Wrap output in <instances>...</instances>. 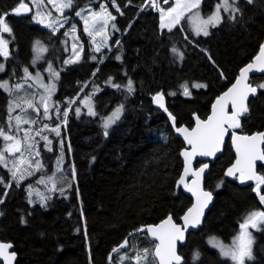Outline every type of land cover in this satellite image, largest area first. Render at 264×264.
I'll return each instance as SVG.
<instances>
[{
	"label": "trees",
	"instance_id": "obj_1",
	"mask_svg": "<svg viewBox=\"0 0 264 264\" xmlns=\"http://www.w3.org/2000/svg\"><path fill=\"white\" fill-rule=\"evenodd\" d=\"M92 1L95 0H74L73 6L79 8ZM102 1L115 17L116 30L111 32L110 45L121 36L119 44L108 53L106 49L95 52L81 21L74 19L67 26L76 25L82 50L79 60L67 65L64 61L69 56L70 45L63 35L64 28L53 34L35 23L30 15L7 17L12 33L3 34L8 41L9 55L0 58V64L4 65L0 81L22 80L24 69L31 67L33 45L39 40L54 51L46 54L36 69L47 74L51 65L62 73L55 92V103H60L61 109L78 94L73 109L90 94L95 112L102 109L104 117L108 107L111 111L118 105L124 106L120 119L108 128L107 135L105 130H95L103 127L101 116L92 126H83L74 110L69 111L65 126L60 124L59 136L43 130L42 135L47 136L51 144L46 148L43 147L45 141L35 139L44 168L26 176L19 186L12 180L11 172L0 165V179L4 181L0 183V200L3 201L0 203V241L12 243L17 254L15 264H109L110 253L112 264H118L122 256L125 257L123 263L130 264L128 256L133 255L137 247L152 244L145 231L136 230L146 229L169 215L178 221L191 203L188 196L175 188L182 169L183 143L172 132L169 113L177 124L189 125V122L178 119L170 107L168 114L155 108L152 98L160 92L169 102L182 96L185 82L180 74L182 62L193 52L190 41L196 38L185 26L160 30L158 14L148 4L143 6L146 0ZM19 2L0 0V12H10ZM210 2L205 0L203 7L207 8ZM237 4L241 11L236 14V20H232L230 30L243 37L244 45L236 52L238 60L242 61L247 58L248 50L257 49L264 37V0L252 3L239 0ZM48 5H45L47 10ZM71 13V10L64 11L65 16L70 17ZM173 47L183 56L173 53ZM109 77L119 85H126L131 79L134 90L129 93L126 88L112 87L107 83ZM191 82L188 80L187 84ZM250 83L257 86L259 92L249 100L248 111L240 117L238 131L242 133L264 128V89L258 87L264 84V76H253ZM8 100L9 96L0 88V125H5ZM192 112L202 118L207 114L191 110L188 115ZM61 119L62 114L49 128L55 127ZM61 154L65 158L58 170L57 160ZM232 160L227 140L222 155L210 165L205 177V187L214 194V202L202 226L190 232L184 246L178 248L182 264H232L209 245L208 239L216 237L228 242L249 213L264 210V204L254 191L256 185L241 186L237 177H226L225 170ZM258 171L264 176V165L259 166ZM53 174L56 188H63L64 192L52 191L50 198L42 201L41 194L50 191L52 184L38 181ZM9 182L11 187L7 186ZM29 185L39 192L31 193ZM261 188L264 192V186ZM260 229L254 240L253 259L246 260L245 264H264V225ZM129 233L134 235L129 236ZM126 238L128 246L112 253ZM196 252L200 254L199 259L193 260Z\"/></svg>",
	"mask_w": 264,
	"mask_h": 264
},
{
	"label": "snow or ice",
	"instance_id": "obj_2",
	"mask_svg": "<svg viewBox=\"0 0 264 264\" xmlns=\"http://www.w3.org/2000/svg\"><path fill=\"white\" fill-rule=\"evenodd\" d=\"M164 3H168L169 0H163ZM248 3H252L253 0H247ZM49 4L55 5V0H48ZM114 3V0H113ZM238 0H222L221 3L216 5L215 11L212 15H210L207 20H202L200 23H196L193 20L192 16L189 15L188 19L193 23L194 31L197 35L203 34L208 35L207 27L211 25L215 27L217 24L221 22L223 19L220 15V10L223 8L224 12H231L230 19L236 20V13H240V8L237 7ZM200 4V0H194V2H181V0H177L175 7H170L167 12L163 9L161 11V20L163 21L165 17L169 18V23H162L161 27H166L169 31L172 28L176 27V25L180 24L181 19L184 18L186 12H190L192 9H198ZM74 5V0H64L61 4L56 6V11L59 13V16L49 19L46 27L51 29L52 33H56L63 28L66 23L69 22V18L64 15V10L72 8ZM152 6L157 7L156 0H152ZM100 11L90 10L88 12V16L84 15V9L78 10L75 12L77 17H80L83 21V32L87 33L89 36H93L92 29L99 26L104 28L107 26L109 20H114L115 17L111 15L107 10L106 4H100ZM30 11L28 4L24 3L23 0H20L17 7L13 8L10 12H0V55L7 57L9 55L8 52V41L4 39L3 34H11L12 28L9 26L7 22V17L9 15H20L22 13ZM51 17V12L47 14ZM36 17H40V12H36ZM90 17V19H89ZM35 18V17H34ZM39 23L44 24L45 20L43 17L39 19ZM112 27H115L113 24ZM72 34L76 39L78 36L77 27L75 24L71 25L70 32H65L64 35ZM101 32H96L95 35H101ZM93 40L95 37L93 36ZM119 44V41H117ZM35 45L40 46V51H46L41 45L39 40L35 41ZM74 55L72 58L65 60L64 64L76 63L80 58V51L77 50V45L74 43L72 45ZM82 50V46L80 48ZM96 52H100V47L97 46L95 48ZM173 53H177L180 57L183 56V53L180 52L177 48L173 47ZM120 59L119 56L116 57ZM93 59H96L93 56ZM211 59V57H209ZM254 69H258L260 71H264V43H262L259 47V53L254 57L253 62L247 64L244 68L241 69L240 77L237 79L236 84L232 86L223 96L217 99L216 104L213 105V114L209 116L208 122L203 125L201 129L199 126L197 129H194L191 133L188 132L186 128H176L177 132H183L185 135V139L187 143L192 146V152L184 151L183 155L185 160L188 161L192 156L197 154L199 151L200 155L203 156H212L216 151L219 150L218 144L220 143L221 137L223 136L226 129L223 128V124L225 120H227L231 127H239L238 117L248 111V108L245 104V100L247 99V95L249 92L255 93L257 88L251 87L248 84H245L244 87H241L243 81L247 79V74ZM4 70V65L0 64V71ZM49 72L50 78L53 80V83L49 85H44L42 81V76L39 72H37L36 77H32V74L29 72L28 68L24 69L25 76L21 79L24 83H27L29 79L37 80L44 89V93L40 96L39 104L33 103L32 101H27V109H33L37 115L40 114V109L43 108L42 116L46 120H51L53 118V114L60 119L62 114L61 123L66 122L69 111H75L76 115H79L81 112L80 107H75L73 109V105L76 104V98H72L68 100L67 106L61 109L57 104L49 103L51 101L52 94L56 90L55 80L59 78V73L56 72L51 65L47 69ZM95 75V73H93ZM24 83H16L14 85H10L9 81H0V88H3L5 91L10 94L13 90H18L24 87ZM112 87L117 89L126 88L127 92L131 93L133 88V81L129 79L126 85H119L113 83L112 77L108 78L107 81ZM194 87H204L205 85H193ZM259 88L264 89V84L258 85ZM184 94L189 95V89L187 85L183 86ZM98 89H94L96 91ZM83 91V89H81ZM94 94V93H93ZM174 94V93H173ZM79 95V94H78ZM164 98V93H157L154 97V100L160 107L164 108L163 103L161 101ZM230 100L233 112L229 116L224 113V104ZM81 104L85 105L88 109V114L95 116L97 113L94 110V106L92 104L91 94L85 96L84 99L80 101ZM217 105L220 106L219 112L216 111ZM123 105H118L115 110L107 117L102 118V126L104 128V134H108V128L116 123L117 120L120 119L121 114L123 112ZM16 109H21L22 112L27 114V110L22 107L20 103L15 101H10L8 105V118L5 122V125H0V137H2L4 143V147L0 149V165H3L5 168H9V158L11 159V168L9 171L11 172L12 180L15 181L16 185L19 186L20 182L26 179V176H32L36 172H40L43 170L44 165L41 163L40 151L37 149L38 141L35 137H39L40 140L45 141V147L47 148L51 141L47 136L42 135V131L47 129L56 133L57 136L60 135V124H56L55 127L49 128L47 123L43 124L41 129H37L35 131V137L31 135L32 129H23L22 124H36V120H23L21 115L17 114L13 116V113ZM50 109H53V114H50ZM165 111L167 109L165 108ZM169 117L173 122V126H175L176 118L169 113ZM13 120L15 123L13 124ZM7 129V130H6ZM13 129H15V133L23 132L22 138H17L16 134H13ZM257 137L261 140H264V133H258L257 136L253 137H236V140H244L247 143L244 147V158L243 163L240 160L237 161V164L232 168L227 170L228 176H233L238 171L241 181L245 180H255L256 187L254 191L258 195L259 201L261 204H264V192H262L261 186H264V176H257L253 170V163L257 159L264 161V152H260L257 149ZM61 148H63V141H61ZM50 151L51 148H48ZM28 152V158L24 159L23 153ZM237 151H240L239 145L237 146ZM21 154L20 157H16L15 154ZM94 159V158H93ZM63 160V156L59 157L57 160V168L59 169V165ZM207 168L205 164L201 167L197 172L193 173L197 179L193 182V187H189L185 184V176L188 174L189 169L186 166L184 169V176L180 177L178 183L185 184V187H188V190L192 192L197 199V203L194 204L191 208L187 210L185 215L183 216V220L185 224L193 223L198 224L200 222L199 217L203 215V209L207 207L208 202L212 199V193L206 192L202 188H200L199 177L200 174L204 172V169ZM75 176V169L73 167V177ZM55 174L52 177H41L38 183L52 184V188L50 191H60L63 194L64 189L56 188V184L54 182ZM0 183H4L2 179H0ZM8 187H11V182L8 183ZM31 189V185H29ZM50 197H42V201L48 199ZM3 201L0 200V203ZM23 222V221H22ZM262 225H264V210L253 211L249 213L245 218L244 222L239 225L240 233L237 237L234 238L231 246H225L216 238H210L209 242L213 243L217 248H219L221 255L224 257H230L235 264H245V260L253 259L251 245L253 243L251 229H259ZM167 226V227H166ZM147 233H150L152 237H156L159 239L160 243L155 245V249L153 252H150L148 249L143 250V256L139 253H136L133 260L130 261V264H182V257L177 254L175 241L183 240V230L176 226L173 223L172 216L169 215L165 220L161 222L159 225H149L146 226ZM145 228L142 227L137 229L136 232H144ZM134 235V233H129V236ZM128 239L126 238L124 242L119 246V248H113L112 253H117L121 249H124L128 246ZM12 245L10 243H0V256L4 258L5 261L14 260L16 253L12 251L10 254L7 252V249L11 248ZM199 252L194 253L193 260L199 259ZM109 264H112V254H109L108 257ZM121 264H123L125 257H121Z\"/></svg>",
	"mask_w": 264,
	"mask_h": 264
},
{
	"label": "rangeland",
	"instance_id": "obj_3",
	"mask_svg": "<svg viewBox=\"0 0 264 264\" xmlns=\"http://www.w3.org/2000/svg\"><path fill=\"white\" fill-rule=\"evenodd\" d=\"M205 0H200V4L198 9H192L190 12H186L184 18L181 19L180 24L176 25V27H186V29L190 32V34L195 37L196 39L194 42L190 43L193 47V52L189 55H186L183 60L182 68L180 71L181 76L185 80L184 85L188 86L189 89V95L184 94V88H183V93L182 96H179L180 98H177L171 102H169V107L171 110L174 111L178 119L182 121H190L188 112L191 110L198 111L200 114L205 115L208 112V106L211 101V98L218 93L219 91L225 89L232 81L233 77L236 74L237 68L244 62L246 61L251 55L255 52L256 47H251L248 50V56L245 60H238L236 56V52L244 45L243 37L241 34H233L230 30V26L232 24V19H230L231 12H224L223 8L220 10V15L223 18L219 24H217L215 27H212L211 25H208L207 31L208 35H203L202 33L197 35L196 32L194 31L193 23L188 19V16L191 15L193 20L196 21V23H200L202 20H207V18L213 14L215 11L216 5L218 3H221L222 0H211V2L208 4L207 8L203 7ZM239 1V0H238ZM24 3L28 4V7L30 11L26 13H22L20 15H30L34 22L41 25L42 27L45 28V30L52 32L51 29L46 27V24L49 19L55 18L59 16V13L56 11V6L64 2V0H55V5L49 4L48 0H24ZM177 0H169L168 4L165 5L163 2V5L160 4L161 0H156L157 7H153L151 5V2L148 3L151 9H156L157 14H158V24H159V29H166V27H161L162 23L167 24L169 23V18L165 17V19L162 21L161 20V11L160 9H163L165 12L170 7H175L176 6ZM181 2H194V0H181ZM106 4L102 0H95L90 3V5L82 6L79 8H72L65 9L64 11L71 10V16H67L69 18V22L73 21L74 19H78L81 21L82 28H83V21L80 17H77L75 15V12L81 9H84V15L87 17L88 12L90 10H95V11H100V4ZM229 3H231V0H229ZM19 4V3H18ZM17 4V6H18ZM48 5L49 10L45 8V5ZM113 4V3H112ZM16 6V7H17ZM238 7V4L236 5ZM115 8V7H113ZM108 12L111 13L110 8L107 6ZM40 12V17H36V12ZM51 12V17H49L47 14ZM237 14V13H236ZM235 14V15H236ZM113 16V14L111 13ZM35 17V18H34ZM43 17L45 20L44 24L39 23V19ZM90 19V17H89ZM68 22V23H69ZM66 23L64 25V33L65 32H70L71 25H68ZM113 20H109L108 24L106 27L101 28L99 26L95 27L92 29L93 31V36L95 37V40H93V36H89V39L93 45V48L97 46L100 47V52H103L104 49L107 50V53L112 50L113 45H110L111 42V37L112 34L111 32H114L116 30V26L112 27L113 25ZM175 28V27H174ZM62 29V28H60ZM173 29V28H172ZM96 32H101V35H95ZM63 33V35H64ZM87 34V33H86ZM76 35V34H75ZM64 37L67 39L69 45H70V53L69 56L66 58V60L70 59L73 57L74 52L72 45L75 43L77 45V50L81 52L80 50V44L78 40L70 33L69 35H64ZM186 37V36H185ZM44 49L46 51H40V46L38 45H33L32 49V62H31V67H26L28 68L29 72L32 74V77H36L37 72H39L42 76V81L44 85H49L53 83V80L50 78L49 72L46 74L44 72V75L41 71L36 70L35 68L38 67L39 64H41L44 60V57L46 54L52 53L54 51V48L52 49L50 46H45L44 44L41 43ZM96 52V51H95ZM105 54L103 55V57ZM4 56L1 55V58ZM180 57V56H178ZM211 57V59H209ZM5 58V57H4ZM67 65V64H66ZM35 67V68H34ZM25 76V73H23V77ZM46 76V77H44ZM188 80H192L190 84H187ZM5 81V80H2ZM55 80V86L56 90L58 89V83ZM16 83H24L23 80L19 81L18 78L14 79L12 83L9 82L10 85H14ZM193 85H205L204 87H194ZM192 88V89H191ZM7 95L9 96L8 104H7V116H6V121L8 118V105L10 101H15L17 103H20L23 108L27 110V114L21 111V109H16L15 112L13 113V116L19 114L21 115L23 120H36V124H22L23 129H32V130H37L41 129L43 127L44 123L48 124L49 120H46L43 118L42 113H43V108L40 109V114L37 115V113L33 109H27V101H32L33 103L39 104L40 96L44 93V89L41 86V84L35 80V79H29L27 83H24V87L18 90H13V92L10 94L9 92L5 91L3 88H1ZM54 92V93H55ZM54 93L52 94L51 101L49 103L55 104V98H54ZM93 100V98L91 97ZM193 99V100H192ZM93 104V102H92ZM81 106L86 107L85 105L81 104ZM115 109L110 111L107 116H109ZM54 112L53 109H50V114ZM105 116V117H107ZM57 118V117H56ZM63 119V118H62ZM61 119V120H62ZM58 122L59 119H56ZM5 121V122H6ZM13 124L15 121L13 120ZM65 126L64 123H59ZM49 125V124H48ZM7 130V129H6ZM13 134L17 135V138H22L23 132L21 131L20 133H15V129H13ZM32 136L35 137V133L32 131L31 133ZM4 141L2 137H0V149L4 147ZM43 147H45L43 145ZM38 149V146H37ZM16 157H20L21 154L17 153L15 154ZM68 155L69 151H68ZM61 157V155L58 156V158ZM24 159L28 158V152L25 151L23 153ZM11 159L12 157L10 156L9 158V168H11ZM62 163V162H61ZM3 166V165H2ZM4 167V166H3ZM9 168H6L9 170ZM255 186V185H253ZM30 192L33 193H38L39 191L35 188H31ZM53 194L52 191L44 192L41 194V197H48L49 195ZM45 201V200H44ZM31 203H33L31 201ZM244 222V221H243ZM251 228H249V231L251 232ZM240 233V229L237 232V234L231 238L228 242L222 241L219 238H216L217 241L222 243L225 246H231L232 242L235 237ZM251 237L253 238V235L251 233ZM212 238V237H210ZM208 239V243L211 247L216 249L219 254L220 250L217 248L213 243H210ZM148 249L150 252H152L153 249V242L150 247H137L136 251L133 253V255L128 256L129 260H133L134 256L136 253H139L141 257L143 256V250ZM252 249V245H251ZM252 251V250H251ZM124 257V256H122ZM222 258L229 260L232 264H235L234 261L230 259V257H224L221 255ZM248 260V259H246ZM245 260V261H246ZM118 264H121V261H119ZM124 264V263H123Z\"/></svg>",
	"mask_w": 264,
	"mask_h": 264
},
{
	"label": "water",
	"instance_id": "obj_4",
	"mask_svg": "<svg viewBox=\"0 0 264 264\" xmlns=\"http://www.w3.org/2000/svg\"><path fill=\"white\" fill-rule=\"evenodd\" d=\"M120 39L121 38H119L117 41H119ZM117 41L115 42V44L117 43ZM262 43H264V38H263L261 44ZM260 45H259V47H260ZM259 47H258L255 55L253 57H251V59L248 62L244 63L243 65H241L238 68L237 74L234 77L233 81L224 90H222L221 92H219V94L217 96H215L213 98L212 102L210 103L209 111H208L207 115L204 118H201L197 112H192L190 114V118H191V121H192L191 122V126H188L185 123H180V124L175 123V126H173V122L170 119V126H171V129H172V132H173L174 136L176 138H178L179 140H181L182 143H183V148L180 151V158H181V161H182V169H181V172H180L179 177L177 178V180L175 182V188L177 190L180 189L183 192V194H185L186 196H188L190 198V200H191L190 205L186 208V210L183 212V214L178 218V221H175L172 218L173 219V223H175L176 226L180 227L183 230V236H184V239L183 240H176L175 241L176 252H177L178 255H179L178 248L180 246H184V244L186 242L187 235L190 232H196L202 226V223H203V221H204V219H205L208 211L210 210V208H211V206H212V204L214 202V199H215L214 194L209 189H207L205 187V177H206V175H207V173L209 171L210 165L213 164L220 155H222L223 149H224V146H225L227 140H228V142L230 144V147H231V150H232L233 160H232L231 164L225 170L226 177L229 178V179H232L233 177H237L238 183L241 186H248V185H254V184H256V181L254 179L253 180L241 181L240 178H239L240 174H239L238 171L233 176H228L226 173H227V170L229 168H232L234 165L237 164V161L238 160H240L241 163H243L244 147H245V144L247 142L244 141V140H236V137H253V136H257L258 133H264V128L261 129V130H259V131H254L252 133H242V132L238 131V129L240 127V117L242 115H240L238 117L239 127L233 128V127L230 126L229 122L227 120H225V122L223 124V128L226 129V131L224 132L223 136L221 137L220 143L218 144L219 150L216 151L215 154L212 155V156H203V155H200L199 154V151H197V154L195 156H192L190 158V160H188V161L185 160V157L183 155V152L184 151L192 152V150H193L192 149V146L187 143V140L185 139L184 133L183 132H177L176 131V128H186L189 133H191L194 129H197L198 126L202 129L203 128V125L208 122L209 116H212V114H213V105L216 104L217 99L219 97L223 96L224 93H226L230 88H232V86L234 84H236L237 79L240 77L241 69L244 68L247 64L253 62L254 57L259 53ZM0 58H1V55H0ZM253 76H264V71H260L258 69H254L253 71L249 72L247 74V79L242 82L241 87H244L245 84H248L251 87L257 88L256 86H254V85H252L250 83V79ZM258 92H259V90L257 88V91L255 93H251V92L248 93L247 99L245 100L246 106H248V102H249V100L251 98H253V97H255V96L258 95ZM77 96L75 98H77ZM154 97H155V95L152 98V104H153V106L155 108H157V109L164 110V112L166 114H168V107H169L168 106V103H169V101L166 99V97L164 96L163 100L161 101V103H163V105H164V108L160 107V105L155 102ZM165 108L167 109V111H165ZM219 110H220V106L217 105L216 111L219 112ZM232 112H233L232 104H231L230 100H227V102L224 104V113H226L227 115L230 116L232 114ZM238 145L240 147V151H237V146ZM257 149L260 152H264V140H261L259 137H257ZM197 162H199V164H197ZM205 164L207 165V168L204 169V172L201 173L200 174V177H199L200 188H202L206 192H211L212 193V199L208 202L207 207H205L203 209V215L199 217L200 222L198 224L188 223L186 225L185 224V221L183 220V216L185 215V213L187 212V210L189 208H191L194 204L197 203V199H196V196L192 192H190L188 190V187H185V184H187L189 187H193L194 186L193 185V182L197 179V177H195L193 175V173L197 172ZM263 165H264V161H262V160L257 159L256 161H254V163H253V170H254V172H255V174L257 176H260L259 175V172H258V167L259 166H263ZM186 166L188 167L189 172L185 176V184H180L178 182L180 180V177L185 175L184 174V169H185ZM167 217H165L164 219H162L158 223L151 224V225H159ZM145 232H146L147 238L154 243V247L152 249V252H153L154 249H155V245L156 244H159L160 241H159L158 238L152 237L150 235V233H147V229H145ZM0 243H10V242H2V241H0ZM10 244L12 245V243H10ZM13 248L14 247L12 245L11 248L7 249V252L10 254L12 251H14ZM16 260H17V254H16L14 260H8V261H5L4 258L2 256H0V264H15L16 263ZM182 262H183V259H182Z\"/></svg>",
	"mask_w": 264,
	"mask_h": 264
},
{
	"label": "flooded vegetation",
	"instance_id": "obj_5",
	"mask_svg": "<svg viewBox=\"0 0 264 264\" xmlns=\"http://www.w3.org/2000/svg\"><path fill=\"white\" fill-rule=\"evenodd\" d=\"M263 39V38H262ZM106 56V55H105ZM105 58V57H104ZM245 63V62H244ZM53 69L56 71V72H58L59 73V78L57 79V81L56 82H58V80H60V78H61V75H62V73H60L57 69H55L54 67H53ZM40 71V70H39ZM44 75H46V74H44ZM44 77H46V76H44ZM113 80H114V78H113ZM54 98H55V93H54ZM55 104H57L59 107H60V103H55ZM78 107H80L81 108V112H80V114L78 115V118H79V123H80V125H83V126H92V124H93V121L95 120V121H97V119L99 118V116H101L102 118H105L104 116H103V111H102V109L99 111V112H96L97 113V115H95V116H92V115H89L88 114V109H87V107H83V106H81V103L79 102V104H78ZM116 107H113L112 108V110L113 109H115ZM111 110V111H112ZM106 112H107V114L110 112V109H109V107L107 108V110H106ZM51 114H53V112L51 113ZM61 118V117H60ZM189 118H190V115H189ZM57 118H56V116L53 114V118L51 119V120H49L48 121V124H51V123H57L56 120ZM60 120V119H59ZM95 130H104V128L103 127H96L95 128ZM255 131V130H254ZM253 131V132H254ZM257 131H259V130H257ZM247 133H252V132H247ZM61 156H63V160H64V158H65V155L64 154H61ZM259 172V171H258ZM261 229L259 228V229H257V230H255V229H253V230H251V233H252V235H253V238H252V240H253V243H252V251H253V248H254V240H256V237H257V235H258V233H259V231H260Z\"/></svg>",
	"mask_w": 264,
	"mask_h": 264
}]
</instances>
